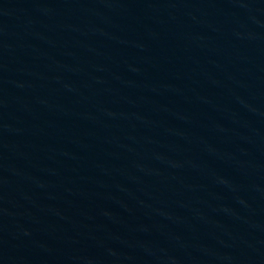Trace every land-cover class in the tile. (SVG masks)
Here are the masks:
<instances>
[{
	"label": "water",
	"instance_id": "obj_1",
	"mask_svg": "<svg viewBox=\"0 0 264 264\" xmlns=\"http://www.w3.org/2000/svg\"><path fill=\"white\" fill-rule=\"evenodd\" d=\"M0 264H264V0H0Z\"/></svg>",
	"mask_w": 264,
	"mask_h": 264
}]
</instances>
